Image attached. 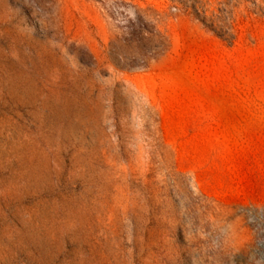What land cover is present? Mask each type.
<instances>
[{
    "label": "rangeland",
    "instance_id": "rangeland-1",
    "mask_svg": "<svg viewBox=\"0 0 264 264\" xmlns=\"http://www.w3.org/2000/svg\"><path fill=\"white\" fill-rule=\"evenodd\" d=\"M0 264H264V0H0Z\"/></svg>",
    "mask_w": 264,
    "mask_h": 264
}]
</instances>
